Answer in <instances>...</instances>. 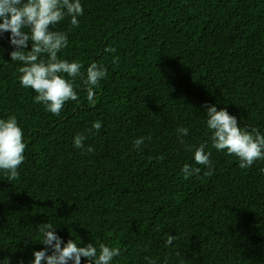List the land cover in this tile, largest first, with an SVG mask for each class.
<instances>
[{
    "label": "trees",
    "instance_id": "1",
    "mask_svg": "<svg viewBox=\"0 0 264 264\" xmlns=\"http://www.w3.org/2000/svg\"><path fill=\"white\" fill-rule=\"evenodd\" d=\"M81 4L78 28L68 18L56 25L68 33L59 55L107 68L95 105L78 78V101L59 116L46 111L19 82L9 34L0 37V119L15 116L26 143L19 178L0 170V259L30 264L43 248L39 224L50 223L65 242L119 247L113 264H264V160L241 169L212 148L203 107L264 134V0ZM97 120L99 133L87 134ZM178 127L189 129L184 145ZM79 132L92 152L73 146ZM141 136L151 138L137 150ZM203 142L210 176L186 147ZM186 163L201 173L184 179ZM168 234L179 239L166 247Z\"/></svg>",
    "mask_w": 264,
    "mask_h": 264
},
{
    "label": "clouds",
    "instance_id": "2",
    "mask_svg": "<svg viewBox=\"0 0 264 264\" xmlns=\"http://www.w3.org/2000/svg\"><path fill=\"white\" fill-rule=\"evenodd\" d=\"M84 15L81 0H0V37L8 33V40L12 50L8 53L12 62H18L17 71L20 73L19 82L22 87L30 88L36 95L35 103L43 104L45 110L59 116L64 105L69 101H78L79 78L86 91V99L90 105H95V90L100 82L108 76L107 68L96 62L86 68L79 60L69 61L59 55L68 46V33L56 30V25L68 18L73 28H78L79 17ZM30 46V47H29ZM106 53H116L114 47L104 50ZM112 63H120L119 55L112 56ZM83 69V70H82ZM205 109V123L210 131L208 140L211 147L217 151H226L234 155L239 161L241 169L251 168L257 161L264 160V134L257 129L242 128L236 116L228 113L226 108L216 104L203 105ZM102 127L97 120L87 129V134H98ZM179 143L184 145L183 137L189 133L186 127L176 129ZM23 130L15 116L0 119V170L6 173L8 181L19 178V167L25 161L26 143L23 141ZM88 135L79 132L73 137V146L86 152L93 149L85 147ZM138 137L133 141L137 150L144 144L145 139ZM192 152L193 162L208 171L205 176L212 174L211 151H205L208 142L196 145H186ZM163 159V156L158 158ZM264 171V170H262ZM184 179L201 173L200 167L186 163L181 168ZM42 239L39 242L43 248L32 252L30 264H113L115 258L121 256L119 247H111L100 243L98 247L93 243L83 246L73 238L66 242L57 234L56 227L50 223L39 224ZM178 236L168 234L165 246H170ZM143 251L147 252L145 246ZM178 254V253H177ZM147 264H156L150 256H144ZM0 264H12L10 257L0 259ZM17 264H24L18 260ZM166 264V262H165ZM180 264H184L180 261Z\"/></svg>",
    "mask_w": 264,
    "mask_h": 264
}]
</instances>
